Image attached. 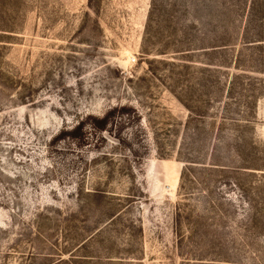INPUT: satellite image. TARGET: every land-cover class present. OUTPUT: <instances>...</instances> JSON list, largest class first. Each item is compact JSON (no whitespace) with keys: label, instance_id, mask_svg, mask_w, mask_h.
<instances>
[{"label":"rangeland","instance_id":"374dc122","mask_svg":"<svg viewBox=\"0 0 264 264\" xmlns=\"http://www.w3.org/2000/svg\"><path fill=\"white\" fill-rule=\"evenodd\" d=\"M0 264H264V0H0Z\"/></svg>","mask_w":264,"mask_h":264}]
</instances>
